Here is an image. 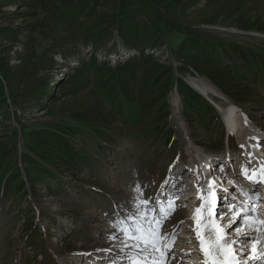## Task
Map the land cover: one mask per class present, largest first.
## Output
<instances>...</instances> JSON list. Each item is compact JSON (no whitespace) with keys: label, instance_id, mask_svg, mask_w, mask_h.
<instances>
[{"label":"rangeland","instance_id":"obj_1","mask_svg":"<svg viewBox=\"0 0 264 264\" xmlns=\"http://www.w3.org/2000/svg\"><path fill=\"white\" fill-rule=\"evenodd\" d=\"M183 1L189 4L183 15L185 24L209 30L220 38L235 42L249 54L250 62L245 63L239 54L232 53L231 57L225 55V64L236 69L225 73L227 79H232V85H225L227 91L222 90L207 76L184 66L185 62L175 56L173 50L181 36L172 33L159 49H135L149 54L156 62L173 67L172 85L165 98L150 110H140L138 107L130 109L124 102L122 106H117L113 103L114 98L111 100L106 96L94 83L95 80L84 88L69 82L71 68L79 58L93 53L97 60L107 63V70L126 58L117 30L101 29L113 21L109 13L111 0H101L102 4L84 18L86 26L94 28H90V32L84 36L78 34L75 44L68 46V64L62 63L63 59L58 53L54 54L56 64L50 66L44 75L49 85L46 96L40 101L28 100L22 104L9 100L11 118L0 117V264H80L81 261L87 264L91 255L114 253L111 247L99 244L109 227L90 226L85 220L96 215L103 224L112 223L117 231H121L122 223L149 196L158 199V204L165 207L169 200L176 203L175 216L172 214L167 220L171 229H178L175 241L181 236L187 239V235H190L187 231L193 225H197L206 241H216V227L210 220L214 216L207 208L209 188L205 174L200 176L204 179L201 181L194 176L199 168L198 162L207 155H227L229 150L232 161H229L228 167L236 173L237 183L244 179L240 175L241 169L246 167L248 170L252 164L243 155L245 148L239 146L245 142L232 134L228 135L221 109L191 86L189 80H208L221 95V98L213 97V101L224 108L228 104L237 105L251 122L264 128V0H242L237 13L228 18L217 14L214 25L206 22L210 13L200 12L205 0ZM27 4L28 0H0V27H17L20 30L18 38L23 40L27 35L23 30L24 25L39 18L28 16L31 10ZM238 17L262 29L240 30L235 25ZM36 33L33 35L41 48L47 44V40ZM52 34L53 39L58 41L65 32L58 28ZM94 38L104 41L103 51L90 50L89 42ZM3 43L0 52L10 46V63L19 62L18 52H27L20 43ZM60 47L59 51L62 50ZM150 71L153 68L147 64L139 74L146 76ZM187 88L191 94H188ZM3 127H7L5 134L1 130ZM10 129L14 131L11 137ZM48 129L57 131L80 146V153L85 158L70 170L62 164L52 165L45 160H40L44 161L42 165L35 163L31 158L38 156L30 145L28 135L34 130ZM12 144L14 147H11ZM36 149L40 152L42 148ZM218 159L223 161L221 157ZM243 181L245 184L246 180ZM137 188L140 192L136 191ZM229 193L236 192L232 188ZM188 194L190 198H186ZM226 195L222 194L221 197L228 199ZM199 196L204 199H199ZM243 197L231 205L242 211ZM222 201L219 204H225L218 209V216L221 212L228 213L224 223H230L234 211L229 213L228 202ZM158 204L148 203L145 207L157 209ZM202 204L197 223L191 219V215ZM156 214L160 215L159 211L156 210ZM258 215L249 212V216L264 221V217ZM234 225L237 228L241 223L238 221ZM233 231L229 229L227 235L234 233L233 236L237 237L236 231ZM259 235L263 237L264 232L260 231ZM196 240L192 238L184 245L187 251L197 249V252L189 255L191 258L203 255ZM247 245L249 243L234 246V252L245 254L244 260L250 255ZM180 251L186 252L184 249ZM175 253L178 262L184 264L186 256H180L177 251ZM220 259L226 260L227 256ZM120 264L126 263L120 261Z\"/></svg>","mask_w":264,"mask_h":264},{"label":"trees","instance_id":"obj_2","mask_svg":"<svg viewBox=\"0 0 264 264\" xmlns=\"http://www.w3.org/2000/svg\"><path fill=\"white\" fill-rule=\"evenodd\" d=\"M107 1V0H106ZM200 12L207 11L209 18L207 23L214 25L215 16L221 14L228 18L237 13L242 0H205ZM101 0H28L31 11L27 14L35 18L24 25L26 37L18 38L20 30L17 27H0V45L8 42L20 43L27 52H18L19 62L10 63L8 51L4 48L0 52V117L11 118L12 103L22 104L28 100L40 101L48 91V83L44 79L50 66L56 64L54 54L58 53L63 61L68 64L69 48L77 41L76 36L90 32L94 26H86L84 18L100 6ZM189 4L183 0H111L112 24L101 29H116L119 40L123 45L125 57L116 62L107 70V63L97 60L91 53L89 56L79 58L76 65L71 68L69 82L79 88L88 87L95 80L99 89L108 96L117 106L125 105L132 109L150 110L158 106L159 100H163L169 90L173 67L152 60L149 54L135 50L143 47L159 49L166 44L172 33L179 34L175 56L185 62L197 73L210 78L220 89L227 91L225 85L231 86V80L225 77V73L236 69L226 65L224 56L239 54L245 63L249 61V54L235 42L226 38H220L209 30L190 26L183 22ZM81 17V18H80ZM40 19V20H39ZM235 25L240 30L262 29L253 25L251 21H243L238 17ZM223 23V22H221ZM96 26V25H95ZM61 28L65 35L61 40L53 39L52 34ZM105 28V29H103ZM37 32L41 38L47 40V44L41 48L37 46V38L33 35ZM36 33V34H37ZM67 34V35H66ZM53 35V36H52ZM90 50L103 49L104 41L94 38L89 42ZM59 46L62 50L59 51ZM3 49V48H1ZM152 51V49H148ZM255 58V57H254ZM149 64L153 71L143 76L139 74L143 66ZM182 70V68H179ZM181 85V81L179 83ZM229 89V88H228ZM188 94L191 90L187 88ZM122 99V101L120 100ZM240 98V97H239ZM112 114V111H110ZM101 114V113H100ZM3 121V120H2ZM5 128L1 130L5 134ZM14 131L9 130L10 137ZM8 134V133H7ZM30 145L36 150L38 158H31L35 163L42 165L45 160L52 165L62 164L65 168H73L85 158L81 155L80 146L61 135L53 129L44 131L34 130L28 135ZM14 143V140L12 141ZM11 147H14L12 144ZM42 148L40 152L36 148ZM44 167V165H43Z\"/></svg>","mask_w":264,"mask_h":264},{"label":"snow or ice","instance_id":"obj_3","mask_svg":"<svg viewBox=\"0 0 264 264\" xmlns=\"http://www.w3.org/2000/svg\"><path fill=\"white\" fill-rule=\"evenodd\" d=\"M260 163L261 167L259 169H254L251 175L248 174L247 169H241V175L254 186L264 185V161ZM213 187L214 184L210 181L208 188L211 190ZM136 191L140 192V189L137 188ZM140 195L143 196V193H140ZM198 198L201 200L204 199L202 196ZM152 199L153 197L149 196L147 200H142L141 203L146 206ZM233 199H235V197H233ZM234 207L235 205H228L229 213L232 212ZM175 208L176 205L174 201H167L166 207L158 204L156 209L160 213L158 218L155 216H148L147 214H142L140 216L141 221L148 222L147 229L143 227V224L137 225L133 222L128 228L121 229L123 234L122 238L110 236L108 239L112 241L119 239L121 251L127 249L128 253H135V256L126 253V255H128L129 264H169L170 260L175 259L171 253L174 247L175 233L178 229L174 227L170 232L165 222L171 218ZM202 208L203 204L200 208L195 210L192 216L193 221H197V214L202 211ZM250 211L254 213L255 208L253 207L250 209L245 205L243 210L236 212L232 216L230 223L225 226L227 229L236 231V239L226 237L224 235L225 229L216 226L214 220L213 225L217 229V239L214 243H210L203 239L198 228L192 229L199 242L200 251L203 254V264H210V261L211 264H247V261L239 260L234 252V246L240 243H251L253 252L251 264H264V257L255 255V242L260 240L258 230L256 234L244 231L245 227L255 228L257 225H264V221L257 220L255 216H249ZM224 215L228 214L225 213ZM237 219L240 220L241 226L233 229L232 226L236 223ZM156 253H160L163 259H161L160 256H156ZM188 255H190V253ZM224 256H227V259L221 261L220 258Z\"/></svg>","mask_w":264,"mask_h":264},{"label":"bare ground","instance_id":"obj_4","mask_svg":"<svg viewBox=\"0 0 264 264\" xmlns=\"http://www.w3.org/2000/svg\"><path fill=\"white\" fill-rule=\"evenodd\" d=\"M189 82H190V85L193 86L198 92H200L206 99L211 100L214 104H216V107L217 108L221 109V114L223 116V119H224V121H226L227 126H228V127H226V129L228 128V132H229L228 135L229 134H232V135L240 138L241 140H243L245 142V144L241 142V144L239 146L241 148H245V149H243L244 150V154L243 155H245L246 159H248V162L252 164V167L247 170L248 171V174L251 175L254 169H259L261 167V163L260 162L261 161H264V156L263 157H260L262 155V152H263V149H264V140H263L264 139V128H261V127L255 125L253 122H251L249 120V118L247 117V115L237 105H235V104H228V106H226L224 108V107H222V105H219L220 103L218 104L217 102L213 101V97L221 98L220 97L221 95L216 91V89H215L216 87L213 86L212 83H210L208 80L203 79V78H199V79H190ZM240 135H242L243 137H241ZM227 153H228L227 154V157H229L228 159H229V161H231L232 158H230V154H229L230 151L227 150ZM239 160H241V159L239 158ZM204 161H205L204 160V157L199 160V162H198L199 168L195 172V176L199 180L202 179L200 177L201 175H203V174L206 175V168H205L206 164H205ZM228 166H229V164L226 163V165L223 168L225 170H230V168ZM244 166H246V165H244ZM242 178H244V176ZM214 180H215V178H214ZM214 180H212L213 181V184H214ZM243 180H241V182H243ZM245 180H247V179H245ZM245 184H250V183L247 180V182ZM245 184H242V185H245ZM215 185L217 186L218 184L215 183ZM263 191H264V187H263ZM216 193H217V197L218 198L224 199V197H221L222 194H224L222 191H220L218 189V190H216ZM227 196L228 195H226L225 198H227ZM190 197H191V195L188 194V196L186 198H190ZM186 198H185V201H186ZM157 200L158 199H152V201L150 202V204H153V205L156 206V204L160 203V201H157ZM169 201H172V200H169ZM248 202L249 201L246 198H244V197L241 199V204L243 205V208H244L245 205H248V207L250 209L252 208L251 204H248ZM260 202L261 203L263 202L262 205L258 206L260 208H257V206H256L257 203H255L253 205V207L255 209H259V210H261L262 208L264 209V201H260ZM175 205H176V203H175ZM166 206H167V203H166ZM195 206H196V204H195ZM232 211H234L232 213L235 214L236 212H238L240 210L234 208ZM142 214H147L148 216H155L157 218L160 216V215L156 214V209L155 208H149V209H147L145 207V205L141 204L137 209L133 210V212L130 215L129 219L128 220H125L124 221L125 223H122V225H121L122 228L123 229H126V228L129 227V225L131 223L134 222L137 225L143 224V227L145 229H147L148 228V222L147 221H141L140 220V216ZM193 214L191 215V219H192ZM223 214H224V212H221V215L219 217L218 216V212H217L215 214V216L213 217V220L215 221V223L219 224L218 226L220 228H224L225 229L224 235L226 236L227 235V232L229 231V229H227L225 226L228 225L229 223H227V222L224 223V220L226 219V216L227 215H224V217H222ZM261 214L263 215L264 213L261 212ZM262 215H260V218H263L264 217ZM174 216H175V214H174ZM209 217H210V215H209ZM198 219H199V214H197V220ZM256 219H257V217H256ZM257 220H259V218ZM85 221H86V224H90V226H94V227L105 226V227H109V229H110L108 231V233H106L104 236H102V238L99 240V244L102 245V246L107 245L108 247H111L115 252L114 253L113 252H110V253H105V254L103 253L102 254V257L97 260L99 263H101V264H107V263H109V264H120V261L121 262L124 261L125 263L127 262L126 264H129L128 255L135 256V253L134 252L128 253V250L127 249L121 251L120 250V242H119V239H117L115 241H112V240H109L108 239V237H110V236H116V237H121L122 238V235H123L122 232L121 231H117V227L115 225H112V223L103 224V221L100 220L99 216L97 217L96 215L93 216V218H90V217L87 218ZM238 221H240V220L237 219L236 223ZM259 221H261V220H259ZM165 223H166L167 229L171 232V230H172L171 227L167 225L168 221H166ZM262 226H264V225H257L255 228H247V227H245L244 228V231L245 232H251L253 234H256L257 233V230H258V235H259L260 234V231H263L264 232V228H262ZM235 227H236V225L233 224L232 228H235ZM193 228H197V225H193L192 228H189L190 230L187 231V232H189L190 235H187V239L184 238V236H181L182 238L181 237H177L178 240L174 242V247L172 248V253H171V255L175 257V259L170 260L169 261V264H180L178 262L179 260H178V257L176 255L175 251L179 252L180 253V256H182L183 255V252H184V251H180V249H184V250L187 251V249H185L184 245L190 239L196 238L195 233L192 231ZM230 230H232V229H230ZM216 231H217V229H216ZM233 232H235V231H233ZM229 233H232V232H229ZM236 234L237 233L235 232V235ZM216 235H217V233H216ZM229 235L230 234H228L226 237L231 238V239H236V236H233L234 233H233L232 236H229ZM201 237L204 239V236L202 234H201ZM259 237H260V240L255 242L256 243L255 255H257V256H260L261 255L260 257H264V236L262 237V236L259 235ZM184 240H185V242H184ZM196 243L199 244L198 240H196ZM242 246H243V243H242ZM197 247H200V245H198ZM240 248H241V245H240ZM248 249L250 250V253H249L250 255H247L248 258H246L245 260H244V257H246L245 254L242 255V253H240V252H235V254L237 255V257H238L239 260H241V261H250V262H247V264H251L250 258L253 255L251 243H249ZM199 251H200V248H199ZM187 252H189L190 254L191 253L193 254L194 252H197V249L196 248L195 249L194 248H191V249H188ZM99 253H97V255H94V257L97 258V256H99L98 255ZM126 253H128V255H126ZM200 253H201V251H200ZM155 255L156 256H160L161 259H163V257L161 256L160 253H156ZM199 259H197V261L199 260V262L202 263L203 262V255H200V258ZM80 264H86V263H84V261L83 262L81 261ZM93 264H97V263H94L93 262ZM210 264H211V261H210Z\"/></svg>","mask_w":264,"mask_h":264},{"label":"water","instance_id":"obj_5","mask_svg":"<svg viewBox=\"0 0 264 264\" xmlns=\"http://www.w3.org/2000/svg\"><path fill=\"white\" fill-rule=\"evenodd\" d=\"M242 39H247L246 37H241ZM217 88V87H216ZM218 90V89H217ZM219 91V90H218Z\"/></svg>","mask_w":264,"mask_h":264},{"label":"built area","instance_id":"obj_6","mask_svg":"<svg viewBox=\"0 0 264 264\" xmlns=\"http://www.w3.org/2000/svg\"><path fill=\"white\" fill-rule=\"evenodd\" d=\"M125 56V55H124Z\"/></svg>","mask_w":264,"mask_h":264}]
</instances>
